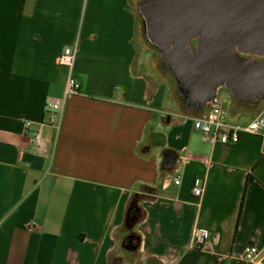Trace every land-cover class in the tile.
Instances as JSON below:
<instances>
[{
	"label": "crops",
	"instance_id": "1",
	"mask_svg": "<svg viewBox=\"0 0 264 264\" xmlns=\"http://www.w3.org/2000/svg\"><path fill=\"white\" fill-rule=\"evenodd\" d=\"M141 1L0 0V264H248V246L264 249L263 141L213 145L195 130L207 109L182 103L147 46ZM73 46L81 94L40 155L25 123L63 96ZM225 104L238 125L264 109ZM195 228L213 251L195 248Z\"/></svg>",
	"mask_w": 264,
	"mask_h": 264
},
{
	"label": "water",
	"instance_id": "2",
	"mask_svg": "<svg viewBox=\"0 0 264 264\" xmlns=\"http://www.w3.org/2000/svg\"><path fill=\"white\" fill-rule=\"evenodd\" d=\"M138 9L188 109L205 111L221 88L246 105L264 100V0H143Z\"/></svg>",
	"mask_w": 264,
	"mask_h": 264
},
{
	"label": "built area",
	"instance_id": "3",
	"mask_svg": "<svg viewBox=\"0 0 264 264\" xmlns=\"http://www.w3.org/2000/svg\"><path fill=\"white\" fill-rule=\"evenodd\" d=\"M78 49L76 46L67 47L59 57V64L67 70V81L64 94L61 98L50 99L47 103V118L39 123L27 121V130L35 129L33 141L40 155H46L47 144L43 131L52 126L59 129L66 101L69 97L81 94V84L74 75ZM194 128L201 132L206 140L213 144L236 145L242 134H253L263 141L264 153V109L260 115L248 125L231 123L227 118V112L216 97L208 106L204 114L194 119ZM181 178L175 179L174 184L180 185ZM204 191V182L201 179L195 181L193 193L201 198ZM193 242L196 249L211 252L215 249L217 238L207 229L195 228ZM244 259L248 264H264V249L252 244L245 249Z\"/></svg>",
	"mask_w": 264,
	"mask_h": 264
},
{
	"label": "rangeland",
	"instance_id": "4",
	"mask_svg": "<svg viewBox=\"0 0 264 264\" xmlns=\"http://www.w3.org/2000/svg\"><path fill=\"white\" fill-rule=\"evenodd\" d=\"M138 12H139V9H138ZM139 18H140V21H141V23H142V30H143V34H144V36H145V31H144V26H143V19H142V16L140 15V13H139ZM145 39H146V44H147V46L148 47H150V48H152L153 49V51H155V53L158 55V57L160 58V60L162 61V58H161V56H160V54H159V52L148 42V40H147V38H146V36H145ZM195 44H196V42H195ZM164 69V68H163ZM165 70V69H164ZM169 75H170V77L172 78V79H174L173 78V76L167 71V70H165ZM219 97V101L221 102V104H223L224 105V107H226L227 106V104H225V102H227L228 100H230L231 102H233V98L231 97V95L229 94V92L225 89V88H221L219 91H218V94H217V98ZM235 103V102H234ZM259 107H264V100L262 101V103L259 105ZM256 109L257 108H251L250 110H249V112H248V116H251L255 111H256Z\"/></svg>",
	"mask_w": 264,
	"mask_h": 264
},
{
	"label": "trees",
	"instance_id": "5",
	"mask_svg": "<svg viewBox=\"0 0 264 264\" xmlns=\"http://www.w3.org/2000/svg\"><path fill=\"white\" fill-rule=\"evenodd\" d=\"M114 264H117V262H115Z\"/></svg>",
	"mask_w": 264,
	"mask_h": 264
}]
</instances>
